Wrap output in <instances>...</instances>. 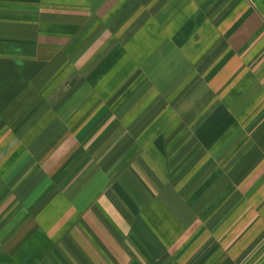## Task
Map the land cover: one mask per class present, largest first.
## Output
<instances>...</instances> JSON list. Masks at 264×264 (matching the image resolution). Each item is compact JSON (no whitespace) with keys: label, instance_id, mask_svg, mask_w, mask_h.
<instances>
[{"label":"crops","instance_id":"1","mask_svg":"<svg viewBox=\"0 0 264 264\" xmlns=\"http://www.w3.org/2000/svg\"><path fill=\"white\" fill-rule=\"evenodd\" d=\"M0 264H264V0H0Z\"/></svg>","mask_w":264,"mask_h":264}]
</instances>
